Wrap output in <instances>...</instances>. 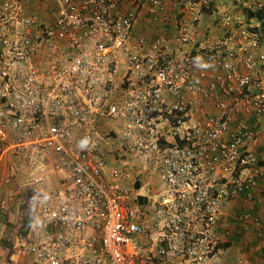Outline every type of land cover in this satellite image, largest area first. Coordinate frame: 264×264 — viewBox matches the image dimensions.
<instances>
[{"label": "built area", "instance_id": "built-area-1", "mask_svg": "<svg viewBox=\"0 0 264 264\" xmlns=\"http://www.w3.org/2000/svg\"><path fill=\"white\" fill-rule=\"evenodd\" d=\"M36 2L55 18L34 16ZM211 2L0 1V213L30 214L14 264H209L238 207L256 243L240 264H264V1L233 0L240 13L201 35ZM170 5L172 36L137 34L144 10L172 25ZM115 142L116 161L158 175L146 212L108 163Z\"/></svg>", "mask_w": 264, "mask_h": 264}, {"label": "crops", "instance_id": "crops-1", "mask_svg": "<svg viewBox=\"0 0 264 264\" xmlns=\"http://www.w3.org/2000/svg\"><path fill=\"white\" fill-rule=\"evenodd\" d=\"M255 1L262 2L264 0H249V3L251 4ZM210 9H214V11L210 15H207L208 16L207 19H205L203 22H201L200 29L202 32L206 31L209 28L211 29L215 24H220V22L223 21V19L225 18L226 15H228L230 17H234L236 14L240 13V11H241V7H239L238 4L233 3V0H212L210 7H205L202 9V15L201 16L205 18L206 15L203 12L210 10ZM168 11H171L174 14L173 15L174 16V23L170 26L162 25L161 27H158V26L156 27V25H153L151 23V20H150L148 13L144 10L141 13L142 15H140V18H139L138 23H137V27L135 29L137 34L144 33L149 38L154 37V35L158 34V33H164L166 35L172 36L176 30L175 19L177 18V16H179L180 11L174 5H170L168 7ZM217 20H219V21L216 22ZM206 110L211 115H214V116L218 115V110L216 109L213 101H209L207 103ZM100 127H101V129L103 128L102 133L104 135H108V133L110 132V130L113 127V124L111 122L105 121L104 123H101ZM119 146H118L117 142H115V144H108V145H106V147L104 149V153L107 157L109 165L110 166L112 165V168L116 167L118 169L119 168L122 169V168L127 167L125 165L126 163L121 164L118 161H116L114 158V154H113L115 148H117ZM260 152L264 153V146L262 148H260ZM129 165L133 167V168L131 167L133 170L136 171V169H137L138 172H135L133 174H129V173L126 174L124 172L125 176L123 177V183H125V185H127L130 189H133L135 191V193L139 196L138 202H139L140 206L142 207L143 211L146 212L150 209L151 204L153 203L154 200H156L157 196L160 194L161 188L158 185L159 182L158 181L155 182L153 180V176H152V175L156 174V172H149V171L145 170L144 167L140 163H135V164L129 163ZM149 176H151V177H149ZM156 176H157V174H156ZM133 177H134V180H133ZM243 209L244 208L238 207V209H234V210H235V213L238 214V216H239V215H241ZM151 214H152L151 210L146 213L147 219H150ZM255 214L258 217H261L264 219V205L259 210H257V208H256ZM150 221L153 223L152 219H150ZM19 222H20V214H19L18 208L14 207V208H12L11 211H7L5 214L0 213V264H7V262H8L7 257L9 259L8 264H10V263L14 264V260H13L14 256L11 253V249L7 245H4L3 239L6 235L5 233L7 230V226L10 225L11 227H13V226L17 225ZM237 224H238V222H237ZM151 227H153V225ZM231 227L234 228L233 232H236V229H235L236 227H234L233 225ZM154 233H155V230L153 231V228H151L149 235H146L145 237L141 238L144 246L146 248H150L151 250L152 249L154 250L156 247V244H157V242H155V240H154V239H156L155 238L156 234H154Z\"/></svg>", "mask_w": 264, "mask_h": 264}, {"label": "rangeland", "instance_id": "rangeland-1", "mask_svg": "<svg viewBox=\"0 0 264 264\" xmlns=\"http://www.w3.org/2000/svg\"><path fill=\"white\" fill-rule=\"evenodd\" d=\"M2 1H4V0H2ZM30 11L40 21L50 22L55 18V10L53 8V5L50 2H45V3L36 2V3L31 5ZM213 11H214V9H211L210 13L207 11V13H205L206 17L205 18L202 17L201 22H203L205 19H207L208 18L207 15H210L211 13H213ZM204 32L201 31V35H203ZM126 166H127L126 168L121 169L122 173L125 172L126 174L127 173L133 174L135 172H138L137 169H136V171L133 170L132 169L133 167L130 166L129 163H127ZM152 176H153V180L155 182H157L158 181V175L156 176V174H154ZM149 177H151V176H149ZM133 180H134V177H133ZM27 195L28 194L25 195V198H27ZM22 200H25V199L23 197L21 199L18 198L19 203H21ZM18 207L20 208V205H18ZM235 207H237V206H235ZM245 208L248 209V207H245ZM230 213H231V210H230ZM230 215L231 216L228 217V222H230L235 227V225L237 223L235 218H238V214H236L235 210L233 209V211ZM22 222H23V219L21 220V218H20V222L17 225H15L13 227L7 226V230L5 233L6 235L3 239L7 246L11 245L12 241H14V246H16L18 244V242L20 241V239H21L20 232H21V230H23ZM235 229H236V232H234V236H232V238H230V240H229L230 243H228V245H230V246H227V247L224 246L222 249V252L219 253L215 258H213L210 261V264H240L246 258L252 262L255 260L254 254L247 251L244 247V245H247V243L250 242L251 240H254V241H252L253 243H250V244L255 245L256 244L255 238L253 239V237H251V236H243L239 233L240 229L238 227H236ZM7 260L9 262L8 257H7ZM8 262H7V264H8Z\"/></svg>", "mask_w": 264, "mask_h": 264}, {"label": "trees", "instance_id": "trees-1", "mask_svg": "<svg viewBox=\"0 0 264 264\" xmlns=\"http://www.w3.org/2000/svg\"><path fill=\"white\" fill-rule=\"evenodd\" d=\"M28 192V193H27ZM33 192H35V190H33V189H26V190H24L23 189V194L22 195H20L19 196V199H21L22 197L24 198L25 197V195L26 194H30V193H33ZM11 211V210H10ZM5 214V213H4ZM19 214H20V218H21V220L23 219V222H22V224H23V229H25L27 226H28V224H29V216H30V214H29V212L26 210V209H24V208H19ZM261 218V217H260ZM261 219H263V218H261ZM8 227H10V225H8ZM22 236H23V230H21V232H20V237L22 238ZM4 244L6 245V243H5V241H4ZM8 247H10V249H11V253L13 254V247H14V241H12V243H11V245H8Z\"/></svg>", "mask_w": 264, "mask_h": 264}, {"label": "clouds", "instance_id": "clouds-1", "mask_svg": "<svg viewBox=\"0 0 264 264\" xmlns=\"http://www.w3.org/2000/svg\"><path fill=\"white\" fill-rule=\"evenodd\" d=\"M211 10V9H210ZM210 10H207L209 13H210ZM207 11H204L203 13H207ZM261 194L264 196V187L262 188V191H261ZM20 196V195H19ZM19 198V197H18ZM16 208H18L19 209V207H16ZM20 208H22V207H20ZM257 208V210H259V207H256ZM256 208H255V210H254V213L256 212ZM256 215V214H255ZM233 235H234V233H233ZM232 235V236H233ZM232 238V237H231ZM230 243V242H229ZM224 246H230V245H228V243L225 245H223L222 247H224ZM247 250V249H246ZM248 251V250H247ZM14 260V259H13Z\"/></svg>", "mask_w": 264, "mask_h": 264}]
</instances>
